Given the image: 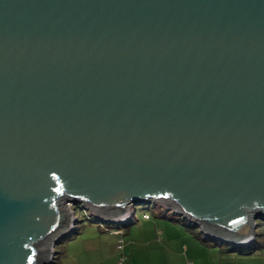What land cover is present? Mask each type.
I'll return each instance as SVG.
<instances>
[{"label": "water", "instance_id": "1", "mask_svg": "<svg viewBox=\"0 0 264 264\" xmlns=\"http://www.w3.org/2000/svg\"><path fill=\"white\" fill-rule=\"evenodd\" d=\"M69 203L252 241L264 0H0V264L51 263Z\"/></svg>", "mask_w": 264, "mask_h": 264}, {"label": "crops", "instance_id": "2", "mask_svg": "<svg viewBox=\"0 0 264 264\" xmlns=\"http://www.w3.org/2000/svg\"><path fill=\"white\" fill-rule=\"evenodd\" d=\"M142 220L137 236L131 225L124 228L121 250L117 249L118 235L104 233L90 222L81 223L75 233L63 240L57 264H118V256L124 257L122 264H139L138 257L144 260L141 264H264L263 249L251 255L223 253L218 243L199 244L181 230L179 235L168 233L170 226L165 221Z\"/></svg>", "mask_w": 264, "mask_h": 264}, {"label": "rangeland", "instance_id": "3", "mask_svg": "<svg viewBox=\"0 0 264 264\" xmlns=\"http://www.w3.org/2000/svg\"><path fill=\"white\" fill-rule=\"evenodd\" d=\"M68 207H70V210L74 211V217L76 219V223L73 226L74 228H73L72 232L70 234H68L70 236V235H72L73 233H75L79 229V225L81 223L87 222L86 221L87 213L85 211L81 210L80 208H78L79 205H75V204L69 203ZM144 213H147L150 216L151 221L158 222L159 220H161V221L167 222V225L170 226V229H169L168 233H171L172 235H179L180 230H181V232L184 235L190 236L191 239L196 240L199 244L203 243L202 241L204 239V237H203L204 234H202L201 231L198 228L190 227V229H187V226H186L187 225V221L186 220H184L178 214L172 212L169 209H166L164 207L156 208L154 204L137 205L136 206V212H135V218H136V220L138 222H136V221L129 222L128 220H127L128 222L125 221V223H124L125 225H130L131 224L130 229L132 230V233L134 235L137 236V235L140 234L141 225L143 223L142 215ZM158 215H161V216L158 217ZM91 223H93V222H91ZM93 224L96 227L100 228V229L104 228L103 227L104 225H100V224H96V223H93ZM256 225H257V227H256L255 235H254L252 241L255 239L257 244H261L262 243V245H264V219L256 220ZM122 226L125 227L124 225H122ZM123 227L120 230L122 235L118 237V242H119L120 239L123 241L124 233H125V229ZM101 230L103 231V229H101ZM105 232L108 233V234L110 233L112 235L113 234L112 232H114V231H112V232L104 231V233ZM68 235H64L63 237H60V238H58L56 240V245L54 246V249H53L54 258L52 259V262L49 263V264H57L59 262L60 250H62V248H63V240ZM125 236L127 237L128 235H125ZM207 241L210 242L211 245L217 243V241L215 239L207 238ZM250 243H248V244H250ZM173 244H175V243H173ZM205 249L209 251V249H213V248H209V249L205 248ZM213 250H217L218 251L217 248H215ZM138 258H139L138 259L139 264H141L144 260L141 257H138ZM208 258H209V256H208ZM49 259H48V262H49ZM118 259H119V256H118ZM154 260H156V259H154Z\"/></svg>", "mask_w": 264, "mask_h": 264}, {"label": "built area", "instance_id": "4", "mask_svg": "<svg viewBox=\"0 0 264 264\" xmlns=\"http://www.w3.org/2000/svg\"><path fill=\"white\" fill-rule=\"evenodd\" d=\"M156 208H159V206L155 205ZM70 208V207H68ZM87 213V217L88 218H93L92 222L93 223H96V224H100V225H104L103 227L104 228H101L103 229V231H107V232H112L113 235H118V236H121V231L119 228L115 227V225L117 224H124L125 221H129V222H134L136 221V218H135V212H136V208L134 207V211L132 212V208L130 210V213L128 216H125V217H122V218H117V219H112V218H106V217H103V216H100V215H95L94 213H92L91 211H85ZM144 219H149V215L147 213H144L143 216H142ZM128 218V219H127ZM127 221V222H128ZM74 227H72V230H73ZM111 230V231H110ZM204 239H207V238H211V239H214L210 236H207V235H203ZM123 248V245H122V240L120 239L119 240V243L117 245V249L118 250H121ZM124 260V257L121 256L119 259H118V264H122ZM186 264H193L192 262H187Z\"/></svg>", "mask_w": 264, "mask_h": 264}, {"label": "trees", "instance_id": "5", "mask_svg": "<svg viewBox=\"0 0 264 264\" xmlns=\"http://www.w3.org/2000/svg\"><path fill=\"white\" fill-rule=\"evenodd\" d=\"M135 208H136V206H135ZM92 220H93L92 217L91 218L87 217V219H86V221L90 222V223L92 222ZM122 225H124L125 227H123ZM122 225L121 224H117V225H115V227H117V228H119L121 230L122 227L123 228H128L131 224L130 225L122 224ZM186 226H187V229H190V227H194L190 223H187ZM202 242L204 244L206 243L208 245L210 243V242L207 241V239H203ZM217 243H218V245L221 248V251L223 253H231V252H233V253H237L239 255H251V254H253V253L257 252V251H260V250L264 249V245H262V243L261 244H257L255 239L250 244L240 245V246H233V245H230V244H228L226 242H222V241H219V242L217 241ZM217 243H215L213 245H216Z\"/></svg>", "mask_w": 264, "mask_h": 264}, {"label": "bare ground", "instance_id": "6", "mask_svg": "<svg viewBox=\"0 0 264 264\" xmlns=\"http://www.w3.org/2000/svg\"><path fill=\"white\" fill-rule=\"evenodd\" d=\"M50 252H49V258H50V256H52V248H51V245H50Z\"/></svg>", "mask_w": 264, "mask_h": 264}, {"label": "snow or ice", "instance_id": "7", "mask_svg": "<svg viewBox=\"0 0 264 264\" xmlns=\"http://www.w3.org/2000/svg\"><path fill=\"white\" fill-rule=\"evenodd\" d=\"M29 259H31V258H29Z\"/></svg>", "mask_w": 264, "mask_h": 264}]
</instances>
